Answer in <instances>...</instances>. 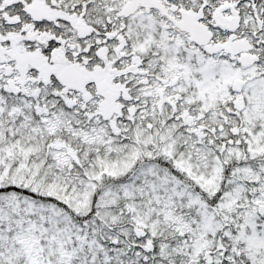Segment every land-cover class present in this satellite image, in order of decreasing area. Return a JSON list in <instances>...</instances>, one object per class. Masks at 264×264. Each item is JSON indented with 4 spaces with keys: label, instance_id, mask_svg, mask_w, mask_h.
Listing matches in <instances>:
<instances>
[{
    "label": "snow or ice",
    "instance_id": "obj_1",
    "mask_svg": "<svg viewBox=\"0 0 264 264\" xmlns=\"http://www.w3.org/2000/svg\"><path fill=\"white\" fill-rule=\"evenodd\" d=\"M0 264H264V0H0Z\"/></svg>",
    "mask_w": 264,
    "mask_h": 264
}]
</instances>
